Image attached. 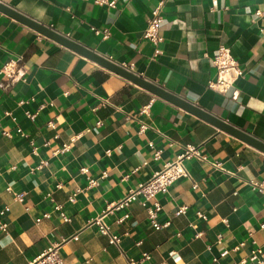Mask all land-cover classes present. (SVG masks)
<instances>
[{"label": "crops", "instance_id": "0c3cea01", "mask_svg": "<svg viewBox=\"0 0 264 264\" xmlns=\"http://www.w3.org/2000/svg\"><path fill=\"white\" fill-rule=\"evenodd\" d=\"M1 1L264 141V0H166L157 51L142 36L157 0H114V6ZM220 43L243 69L224 92L206 86ZM17 56L21 75L9 80L0 73V208L8 205L0 264H30L54 244L69 264H125L144 251L150 257L139 264H224L246 255L251 238L264 248V195L249 184L264 179L262 150L0 10V66ZM141 121L147 123L142 131ZM65 142L70 145L62 149ZM185 143L207 160L184 158L190 177L156 194L157 219L169 220L166 226H151L141 194L126 208L113 207ZM14 192H23L22 199ZM180 204L187 208L176 213ZM99 214L119 235L118 244L99 231ZM225 248L226 255L212 261Z\"/></svg>", "mask_w": 264, "mask_h": 264}, {"label": "built area", "instance_id": "2783aa9c", "mask_svg": "<svg viewBox=\"0 0 264 264\" xmlns=\"http://www.w3.org/2000/svg\"><path fill=\"white\" fill-rule=\"evenodd\" d=\"M97 3H106L109 6H114V0H94ZM166 0H157L155 4L152 6L150 14L146 20V25L143 29L142 36L150 40V42L155 47V51L158 50L157 45L162 40V34L160 32V24L163 19V6ZM263 11L261 9H256L255 14H261ZM95 32H100L99 28H94ZM103 35L106 36L109 31L107 28H103ZM20 60V56L8 58L1 66H0V73L4 78L9 80L15 79L19 77L21 74L18 72V61ZM211 62L215 67V73L212 78H210L206 86L212 90L218 92L226 91L235 78H237L240 74H242V67L240 66L239 62L232 56L229 46L220 43L218 44L216 51L211 57ZM126 66V65H125ZM145 109V106L143 107ZM26 115L30 118H33L35 113L33 112H26ZM47 123L49 125H53L52 120H48ZM147 127V123L141 121L139 125V130H144ZM18 131H21V128H17ZM3 132L7 135H10V131L5 129ZM31 143L32 140L30 141ZM169 144L173 143V140L169 139ZM70 143L65 142L62 145V149H67ZM149 145L152 146V141H149ZM36 150V146L32 144V151ZM109 151V150H107ZM160 149H155L153 152V157H159ZM196 157L200 160H207L206 155L201 153L198 149V146L192 143H185L181 146V150L169 160H166L162 166L154 170L152 174L145 180H141L137 182L135 186L130 188L115 204L113 207L115 208H126L128 205L136 199L138 194L142 195V199L140 203L146 209L148 220L151 226L155 229H161L169 223V220H165L160 222L157 219V212L161 207L159 200L156 198V194L158 192H166L168 190L169 185L182 176L190 177V173L185 166L183 159L189 157ZM45 160H41V162L37 166H41ZM211 164L214 166L220 167V161L212 160ZM85 169V167H82ZM90 182H95L94 179H90ZM250 186L252 189H257L264 195V179L263 180H250ZM60 184L58 183L57 186ZM192 185L195 187L197 185L196 181L193 180ZM14 197L16 199L21 200L23 197V192H14ZM72 199V196H69ZM55 208L59 211V215L63 220H68L69 216L67 213L62 209L61 203H56ZM186 204H180L177 209L176 213H182L186 210ZM8 210V205H4L0 208V230H6V220H4L1 216ZM46 212L44 215H47ZM196 214L198 217L205 218L206 215L201 212L200 210H196ZM128 216V211L123 212V214L118 217L119 220L124 219ZM103 214H99L94 218V222L98 225V229L101 233L107 235L108 241L110 243L118 244L119 242V235L110 231L109 224L106 223L103 219ZM39 218H37L38 220ZM224 221L226 219L224 218ZM264 222L260 224L263 227ZM199 233V232H198ZM197 233V234H198ZM222 240V234L217 233L215 241L220 242ZM251 242L253 247L250 251L240 257L239 259H231L224 264H264V248L258 244L254 238H251ZM243 241L238 242L235 244L231 250H236L241 245H243ZM207 248H210V243H208ZM229 249H222L217 255L212 256V261H218L219 257L226 255ZM175 254H172L174 256ZM150 257V253L147 251L142 252L140 258H127L125 264H139V261L142 259H147ZM175 257V256H174ZM30 264H69L65 261V259L60 255L58 252V246L56 244L47 246L44 248L35 258L32 259Z\"/></svg>", "mask_w": 264, "mask_h": 264}, {"label": "water", "instance_id": "95a60500", "mask_svg": "<svg viewBox=\"0 0 264 264\" xmlns=\"http://www.w3.org/2000/svg\"><path fill=\"white\" fill-rule=\"evenodd\" d=\"M0 10L5 12L6 14L14 17L15 19L25 23L26 25L34 28L35 30L39 31L40 33L54 39L55 41L63 44L66 47L73 49L74 51L87 56L88 58L96 61L98 64L124 76L125 78L129 79L130 81L146 88L147 90L153 92L154 94L174 103L177 104L196 115L214 123L221 129H224L233 135L238 136L239 138L243 139L247 143L257 147L258 149L264 152V141L260 140L259 138L253 136L249 132L242 130L241 128L229 123L228 121L224 120L223 118L213 114L212 112L202 108L201 106L195 104L192 100L182 97L181 95L177 94L176 92L170 91L161 84L146 78L145 76L140 75L139 73L131 70L127 66L112 60L108 56H105L94 50L85 44L74 40L73 38L67 36L63 32L57 30L53 26L43 23L40 20H37L26 13L2 2L0 0Z\"/></svg>", "mask_w": 264, "mask_h": 264}]
</instances>
